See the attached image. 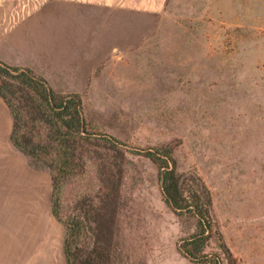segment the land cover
I'll use <instances>...</instances> for the list:
<instances>
[{
	"label": "rangeland",
	"instance_id": "obj_1",
	"mask_svg": "<svg viewBox=\"0 0 264 264\" xmlns=\"http://www.w3.org/2000/svg\"><path fill=\"white\" fill-rule=\"evenodd\" d=\"M68 11L81 18L79 55L72 79L47 83L79 94L88 123L129 148L115 264H193L178 245L195 233V219L163 202L158 168L133 151L167 146L177 172L198 175L210 191L205 253L264 264V0ZM5 115L10 131L0 99ZM50 198L48 171L1 137L0 264H64Z\"/></svg>",
	"mask_w": 264,
	"mask_h": 264
},
{
	"label": "trees",
	"instance_id": "obj_2",
	"mask_svg": "<svg viewBox=\"0 0 264 264\" xmlns=\"http://www.w3.org/2000/svg\"><path fill=\"white\" fill-rule=\"evenodd\" d=\"M0 98L12 119L9 142L50 175V209L63 227L64 264H115L129 148L88 123L79 94L56 92L30 69L0 61ZM133 151L158 168L163 202L176 215L196 221L195 233L180 241L179 253L193 264H224L205 253L212 198L202 179L177 172L173 147Z\"/></svg>",
	"mask_w": 264,
	"mask_h": 264
},
{
	"label": "crops",
	"instance_id": "obj_3",
	"mask_svg": "<svg viewBox=\"0 0 264 264\" xmlns=\"http://www.w3.org/2000/svg\"><path fill=\"white\" fill-rule=\"evenodd\" d=\"M80 5L159 13L165 0H0V61L30 69L49 84L72 79L81 18L68 10ZM11 127V115L10 131L7 116H0V138L9 140Z\"/></svg>",
	"mask_w": 264,
	"mask_h": 264
}]
</instances>
